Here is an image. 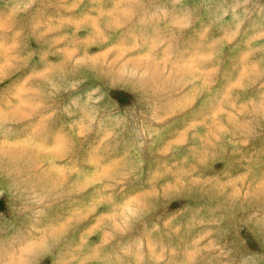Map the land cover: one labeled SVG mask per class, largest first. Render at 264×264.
Here are the masks:
<instances>
[{
    "label": "clouds",
    "instance_id": "obj_1",
    "mask_svg": "<svg viewBox=\"0 0 264 264\" xmlns=\"http://www.w3.org/2000/svg\"><path fill=\"white\" fill-rule=\"evenodd\" d=\"M0 264H264V0H0Z\"/></svg>",
    "mask_w": 264,
    "mask_h": 264
}]
</instances>
